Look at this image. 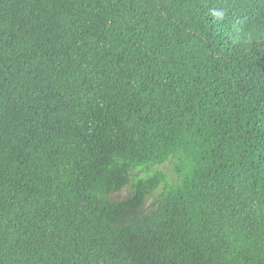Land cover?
Segmentation results:
<instances>
[{"label":"trees","instance_id":"16d2710c","mask_svg":"<svg viewBox=\"0 0 264 264\" xmlns=\"http://www.w3.org/2000/svg\"><path fill=\"white\" fill-rule=\"evenodd\" d=\"M0 264H264V0H0Z\"/></svg>","mask_w":264,"mask_h":264},{"label":"rangeland","instance_id":"374dc122","mask_svg":"<svg viewBox=\"0 0 264 264\" xmlns=\"http://www.w3.org/2000/svg\"><path fill=\"white\" fill-rule=\"evenodd\" d=\"M160 170L164 171L168 175L169 181L171 183L176 181V177L173 174V166H172V164L167 163L166 165L160 167ZM161 190L155 192L154 193V197L158 196L161 193ZM129 192H130V188L128 187L127 189L123 190L122 192L116 194L115 197L118 200H123V199H125L128 196ZM152 201L153 200L148 201L147 206H149Z\"/></svg>","mask_w":264,"mask_h":264}]
</instances>
